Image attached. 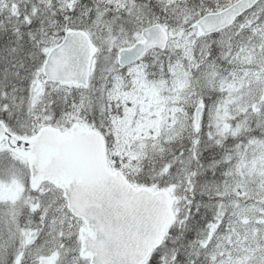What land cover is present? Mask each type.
Instances as JSON below:
<instances>
[{
  "label": "snow or ice",
  "instance_id": "obj_1",
  "mask_svg": "<svg viewBox=\"0 0 264 264\" xmlns=\"http://www.w3.org/2000/svg\"><path fill=\"white\" fill-rule=\"evenodd\" d=\"M0 264H264V0H0Z\"/></svg>",
  "mask_w": 264,
  "mask_h": 264
}]
</instances>
